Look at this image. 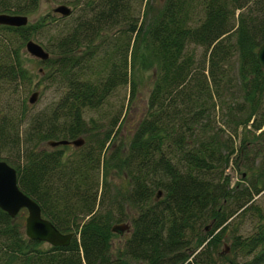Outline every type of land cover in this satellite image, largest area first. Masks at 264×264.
I'll use <instances>...</instances> for the list:
<instances>
[{"label": "trees", "instance_id": "16d2710c", "mask_svg": "<svg viewBox=\"0 0 264 264\" xmlns=\"http://www.w3.org/2000/svg\"><path fill=\"white\" fill-rule=\"evenodd\" d=\"M135 1L143 0H66L84 13L45 48L40 73L58 97L36 111L24 48L48 21L0 25V160L15 168L42 216L73 233L67 246H45L25 236L23 210L11 218L0 209V264H264V207L255 202L264 191V147L251 146V177L231 184L226 171L251 151L250 136L264 134L256 59L264 0H165L150 21L132 14ZM38 5L0 0V14L29 16ZM142 57L154 80L128 145L115 147L119 117L99 130L85 112L120 86L135 98ZM80 137L70 153L60 148L70 144H47ZM113 172L127 187L111 183ZM121 222L130 230L116 246L121 235L111 227Z\"/></svg>", "mask_w": 264, "mask_h": 264}, {"label": "rangeland", "instance_id": "374dc122", "mask_svg": "<svg viewBox=\"0 0 264 264\" xmlns=\"http://www.w3.org/2000/svg\"><path fill=\"white\" fill-rule=\"evenodd\" d=\"M164 1L165 0H143L141 2L135 1L133 2L132 14L136 16L139 15L140 20L144 19L145 21L148 20L149 18L150 21V16L154 14L156 10H158L162 6ZM61 4L67 5L68 7L71 8V14L69 16L62 17L59 13H56L54 11V9ZM199 6H201V4H199ZM147 9H149V11H148V16H146L147 17L146 19L144 12L145 10L147 11ZM200 11H201V7L198 8L199 13H197L199 14L198 17L201 18ZM83 13L84 11L81 9L80 5L74 6L70 3H67L66 0H39V5L37 10L33 14L28 16V24H34L40 18L46 17V20L48 21V26L43 28L41 31H39V33H37L33 37L34 41L41 44L44 48H47L57 39L65 36L68 33V31L71 29L73 24L75 23L78 16L83 15ZM100 42L101 39L96 40L94 42V46H97V48L99 49L101 46V52H103L102 42L101 43ZM202 52L203 51L200 47L195 46V57L197 60L199 56H201ZM24 53H25L24 65L34 76L33 84L31 86L32 92L34 91L39 92V97L37 101L33 104L35 109L34 111H36L44 108L47 104L54 101V99H57L58 95L54 91V88L51 86H46V83L42 79L43 75L42 73H40V71L45 68V66L41 63L42 61L38 58H34L30 56L29 53L25 50V48H24ZM142 60L143 57L139 62L135 64L134 67V77L136 80L139 81L137 84L139 93L135 95V98L133 97L130 99L131 94L129 91V86L127 85L120 86L114 93H112L107 98V100L103 103V105L101 104L96 109H88L85 112V119L88 122V125L92 128V126L96 124L99 130L102 129V124L106 126L107 123L110 122L112 116L116 115L119 117L118 128H116V131L118 132L115 135V139H113V141L111 142V145L114 144L115 147L119 145L122 146L128 145V137L130 131L134 126V124L137 122V120L142 116L146 106L149 90L154 80L153 77L154 72L152 68H145V67H144L145 69L141 68L143 66ZM250 138L252 141V145H250V149L251 146H256V145L258 148L264 147V134L257 136L258 138L257 141L255 139V136H250ZM60 148L64 149L66 153H70L74 147L68 145L66 147H60ZM246 154H247L246 157L238 159V162H240L238 166H236V164L232 165V163H230L229 165L230 167L226 169L227 173L229 174L231 184H235L241 181L242 174H244L243 176L244 178H246L247 176L245 175L246 172L248 173V175L250 174L247 177H251L252 174L247 166L251 164L252 158L255 157V152L251 149V151L249 150ZM111 174H112L111 183L114 186L127 187V183L120 175L114 172ZM255 202H258V204H260L261 207H264V191H262L260 195L255 197ZM23 211H24L23 216L26 218L27 212L26 210ZM25 218H24V222H25ZM244 230L246 231V233H250L252 231V223H247V226H245ZM127 237H128V233H125L121 236L117 235V237H114L113 239L114 245L121 246ZM226 244L230 246V241L227 240ZM43 245L47 246L48 244L44 243ZM223 249H224V245L221 246V250ZM227 254H229V252ZM221 264H228V261L221 262Z\"/></svg>", "mask_w": 264, "mask_h": 264}, {"label": "water", "instance_id": "95a60500", "mask_svg": "<svg viewBox=\"0 0 264 264\" xmlns=\"http://www.w3.org/2000/svg\"><path fill=\"white\" fill-rule=\"evenodd\" d=\"M55 12L62 16H68L71 9L62 4L54 9ZM28 17L25 15L0 14V25L8 26H25ZM25 50L30 56L40 60H47L49 52L38 42L28 40L25 44ZM256 59L262 69H264V40L260 44L256 52ZM39 97V92L34 91L28 98L29 104H34ZM84 143L82 137L75 140H51L47 144L51 147L59 145H73L80 147ZM160 196L158 192L157 197ZM0 209L6 212L11 218H14L20 210L25 209L27 216L25 218L24 232L25 236L30 240L45 242L51 246H67L70 244L73 233L60 232L47 218L41 213L40 206L35 200L24 194L17 184L16 170L5 160H0ZM208 226L206 227V230ZM112 232L122 235L130 230L129 222H121L111 227ZM229 247L224 244L223 253H227Z\"/></svg>", "mask_w": 264, "mask_h": 264}, {"label": "bare ground", "instance_id": "6f19581e", "mask_svg": "<svg viewBox=\"0 0 264 264\" xmlns=\"http://www.w3.org/2000/svg\"><path fill=\"white\" fill-rule=\"evenodd\" d=\"M72 146V145H71ZM223 256V255H222Z\"/></svg>", "mask_w": 264, "mask_h": 264}]
</instances>
